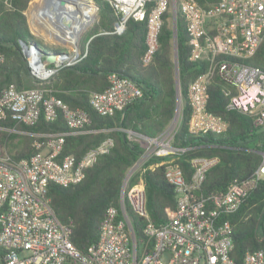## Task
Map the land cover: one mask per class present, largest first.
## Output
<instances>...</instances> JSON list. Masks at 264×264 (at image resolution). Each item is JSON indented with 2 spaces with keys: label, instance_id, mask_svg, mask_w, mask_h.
Masks as SVG:
<instances>
[{
  "label": "built area",
  "instance_id": "1",
  "mask_svg": "<svg viewBox=\"0 0 264 264\" xmlns=\"http://www.w3.org/2000/svg\"><path fill=\"white\" fill-rule=\"evenodd\" d=\"M104 1L118 17L114 23L117 35L125 32L128 19L146 20L144 64L151 62L158 49L164 15H170L173 35L177 13L182 15L189 37V61L205 65L187 87L190 135L219 136L228 130L227 122L207 109L208 89L215 79L227 99L226 110L249 117L264 133V70L248 63L264 38V0H205L204 6L196 0ZM66 44L73 49L59 56L60 63L54 66L37 65L33 55L27 57L31 75L38 82H49L62 65L75 63L79 55L76 42ZM2 62L0 53V65ZM108 82L104 91L89 96V105L98 115L121 112L143 95L133 81L118 74L111 73ZM60 114L71 130L68 133L36 134L16 129L17 125H35L40 118L53 122ZM179 117L155 138L127 131L143 152L122 181L118 206L107 208L97 241L82 253L70 240V226L55 215L48 186L80 183L85 169L109 153L113 140L107 137L79 161L73 155L62 156L66 135L87 132L85 127L91 122L88 113L69 108L45 88L19 90L10 84L3 89L0 122L10 120L14 125H0V133L45 140L33 142L36 151L29 157L16 158L7 147L9 142L0 139V264H264L261 250L246 252L240 262L232 258V227L223 219V215L235 213L264 181V151H255L261 161L248 177L234 180L224 192L206 194L202 184L219 158L191 159L192 173L186 179L175 163L186 149L171 146V132ZM151 159L155 161L146 166ZM163 165H169L164 176L174 188L176 207L168 221L156 226L147 216L143 179L139 176L135 184H128L135 173ZM126 204L146 219V239L139 249Z\"/></svg>",
  "mask_w": 264,
  "mask_h": 264
},
{
  "label": "trees",
  "instance_id": "2",
  "mask_svg": "<svg viewBox=\"0 0 264 264\" xmlns=\"http://www.w3.org/2000/svg\"><path fill=\"white\" fill-rule=\"evenodd\" d=\"M196 1L199 5H205V0ZM93 2L97 6V18L79 41V55L75 63L62 65L49 82L40 83L31 75L20 42L35 46L43 58L68 55V52L60 53L52 48L43 52L37 47L25 14L30 0H0V53L3 57L0 65V93L10 84L19 90L45 88L69 108L88 113L91 122L85 127L87 132L66 135L62 156L73 155L79 161L88 150L98 146L107 137L113 140L109 153L99 156L92 166L85 169L80 183L69 187L55 184L48 186L47 195L55 215L61 223L70 226V240L82 253L97 241L107 208L118 206L122 181L143 152L140 144L128 137L127 131L149 138L159 136L174 117L177 82L183 107L171 146L186 149L175 163L187 180L192 173L189 165L191 159L217 156L219 163L206 173L202 191L206 194L224 192L234 180H243L250 175L261 161L255 151H264V133L254 127L249 117L226 110L227 99L222 95L216 79L208 89L207 109L227 122V132L203 137L188 133L187 87L205 70V65L200 61H189V37L179 12L175 36L176 78L172 55L174 35L169 14L163 17L158 49L151 62L144 64L146 20L137 22L128 19L125 32L117 35L114 33V23L118 17L114 9L104 0ZM248 63L264 70V38ZM111 73L133 81L143 95L121 112L101 116L89 105V96L92 92H102L108 87ZM0 125L12 127L14 123L7 120L0 122ZM16 129L36 134L71 131L61 114L53 122L40 118L35 125H17ZM1 138L10 142L12 146H9V150L15 152L16 158L29 157L36 151L33 142L45 140L7 133H0ZM154 161L149 160L146 166ZM168 166L135 173L128 184L129 187L135 184L139 176L143 179L147 216L156 226L168 221L176 207L174 188L164 176ZM126 210L139 249L146 239V219L134 213L128 204ZM223 219L229 221L232 227L231 256L235 261L240 262L248 251L261 250L264 253V181L246 197L235 213L223 215Z\"/></svg>",
  "mask_w": 264,
  "mask_h": 264
},
{
  "label": "bare ground",
  "instance_id": "3",
  "mask_svg": "<svg viewBox=\"0 0 264 264\" xmlns=\"http://www.w3.org/2000/svg\"><path fill=\"white\" fill-rule=\"evenodd\" d=\"M83 1L84 0H67L63 8L57 7V5L54 4L52 11L47 13V10L44 8L46 0H36L33 3L34 9L30 19L31 24L35 28L40 22H44L46 30L56 35L58 39L65 43H74L78 40V35L91 24L95 16L92 10L93 5L87 6ZM54 2H56V0H54ZM41 4H43V7ZM37 7L40 8L37 9ZM58 13H63L62 15L70 18L67 25L58 22Z\"/></svg>",
  "mask_w": 264,
  "mask_h": 264
},
{
  "label": "rangeland",
  "instance_id": "4",
  "mask_svg": "<svg viewBox=\"0 0 264 264\" xmlns=\"http://www.w3.org/2000/svg\"><path fill=\"white\" fill-rule=\"evenodd\" d=\"M34 1L36 0H30V3H29V6H28V9L26 10L25 14L27 16V21H28V26H29V29H30V32L35 36V40L37 42V47L42 50L43 52H47L48 49L52 48V49H55L57 50L58 52L60 53H66V52H71V48L73 49V47L69 44H66L65 43V47H67V49L63 46V44H59L58 42L55 41V38L57 37L56 35H53L52 33H50L48 30H46V27H45V24L44 22H40L39 25H37V27L34 28V26L31 24V16L33 14V9H34ZM87 6H90V5H95L93 0H84L83 1ZM42 7H43V4H41ZM96 6V5H95ZM41 7V8H42ZM40 8V7H37V9ZM40 10V9H39ZM93 13H95L94 17L93 18V21L91 22V24H89L79 35H78V40L76 41V46H77V51L79 53V50H78V44H79V41L83 35V33L94 23V21L96 20L97 18V9H95V7L93 6ZM36 30V31H35ZM38 30V32H37ZM41 30V31H40ZM43 30V31H42ZM46 38V39H44ZM58 38V37H57ZM172 55H173V61H175V51H176V41L175 39H173V42H172ZM68 50V51H67ZM41 61L44 62V63H47L49 64L44 58L43 56L40 57ZM56 63H60L58 62L57 60L55 61ZM183 107V100H182V97L181 95L179 96V99H178V114L176 115V118L177 116L179 115V120H181V108ZM173 120V119H172ZM172 122V121H171ZM180 123V121H179ZM179 123L174 127V129L172 130L171 134L174 135L175 131L177 130L178 128V125ZM170 125V124H169ZM168 125V126H169ZM167 126V127H168ZM166 127V128H167ZM132 139H136L135 137H131ZM136 141V140H135ZM15 143V141L13 142ZM9 146H12L10 145V142H9ZM9 146H7L9 148Z\"/></svg>",
  "mask_w": 264,
  "mask_h": 264
},
{
  "label": "water",
  "instance_id": "5",
  "mask_svg": "<svg viewBox=\"0 0 264 264\" xmlns=\"http://www.w3.org/2000/svg\"><path fill=\"white\" fill-rule=\"evenodd\" d=\"M67 3V0H56V2H54V0H46V5H45V9L47 10V13H50L53 9V5L56 4L57 7L63 8L64 5ZM97 9V7H96ZM63 14V13H62ZM61 13H58V17L57 20L59 23H63L65 25H67L69 23L70 18H68V16L62 15ZM95 18V17H94ZM176 36V30L174 31V39ZM21 49L23 51V53L28 57L30 55H33V57L35 58V63L37 65H40L41 63H43L40 59V57H42L41 52L33 45L27 46L26 44H24L23 42L21 43ZM57 56H46L44 59L49 63H55V61L57 60ZM175 70H176V78H177V61H176V51H175ZM178 81V80H177ZM180 88H179V84L177 82L176 85V110H175V114L173 117L172 122L175 121L176 119V115H177V111H178V99L180 96Z\"/></svg>",
  "mask_w": 264,
  "mask_h": 264
},
{
  "label": "crops",
  "instance_id": "6",
  "mask_svg": "<svg viewBox=\"0 0 264 264\" xmlns=\"http://www.w3.org/2000/svg\"><path fill=\"white\" fill-rule=\"evenodd\" d=\"M44 39H46V38H44ZM55 41L58 42L59 44H63V45L65 44V42L61 41V40L58 39L57 37L55 38Z\"/></svg>",
  "mask_w": 264,
  "mask_h": 264
}]
</instances>
